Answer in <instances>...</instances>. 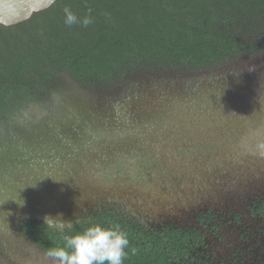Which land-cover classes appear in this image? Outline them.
<instances>
[{
    "label": "trees",
    "instance_id": "16d2710c",
    "mask_svg": "<svg viewBox=\"0 0 264 264\" xmlns=\"http://www.w3.org/2000/svg\"><path fill=\"white\" fill-rule=\"evenodd\" d=\"M65 8L77 23H65ZM257 69H264V0H38L18 17H0V126L41 101L43 84L52 80H71L107 100L131 85ZM249 195L245 211L263 224L264 192ZM200 213L199 225L185 228L146 227L111 210L73 226L119 224L130 241L123 264H264V251L217 258L213 244L224 241L231 217L235 227L242 219L233 210ZM22 228L45 253L61 243L42 221ZM247 232L238 234L240 245Z\"/></svg>",
    "mask_w": 264,
    "mask_h": 264
},
{
    "label": "water",
    "instance_id": "95a60500",
    "mask_svg": "<svg viewBox=\"0 0 264 264\" xmlns=\"http://www.w3.org/2000/svg\"><path fill=\"white\" fill-rule=\"evenodd\" d=\"M34 1L0 0V17H18ZM231 74L146 84L111 111L78 92L56 97L57 115L48 125L16 128L0 150V235L15 222H44L45 215L72 221L94 205L88 196L126 201L131 190L146 203L147 171L183 189L215 190L223 171L256 164L264 157V78Z\"/></svg>",
    "mask_w": 264,
    "mask_h": 264
},
{
    "label": "flooded vegetation",
    "instance_id": "af4514ba",
    "mask_svg": "<svg viewBox=\"0 0 264 264\" xmlns=\"http://www.w3.org/2000/svg\"><path fill=\"white\" fill-rule=\"evenodd\" d=\"M235 71L248 74L255 72L254 70ZM146 84L148 85L152 83L131 85L123 90L119 96L102 100L97 95H93L92 93L79 88L71 80L61 79L58 81H48L43 84L45 89L41 90L43 95L41 101L28 105L25 108H21L13 113L6 123L0 126V150L3 148L4 141H7L8 137L16 128L22 127L26 130V126L35 124L34 121L36 123L39 122L48 125L49 122L53 120V117L57 115L58 107L56 104V97L60 95L62 96L65 93H70L72 95L74 92H78L80 94L79 96H81L86 103L91 104V106H100L105 111H111L117 103L128 98L134 89L143 85L145 86ZM179 84L186 85V82L181 81ZM37 109L42 111V117L36 113ZM31 121L33 123H31ZM10 172V174L13 175L15 171L12 170ZM247 174H249V176ZM247 174L248 178L246 179L253 178L250 172ZM236 177L238 176L236 175ZM144 178L145 184L141 186V192L146 187L148 189L149 186L151 187L149 199L146 200V198L143 197L145 198L144 200L146 203H141V200L137 195L138 192L136 193V191L131 190H129L128 193L124 192L125 195H128L126 201L117 198L112 200H101L94 196H88L89 200L92 201L94 205L90 206L89 204H86L85 207L80 208L76 212L77 216L72 220L73 224L92 219L100 212L103 213L107 210H111L146 227L178 226L185 228L199 225L200 214H202L200 213L201 211L207 213L210 208L214 209L215 204L213 203H215L218 193H205L200 189L189 186L183 189L181 183L177 181L175 182L174 179L168 183L165 178H160L158 176L154 177L149 171L146 172ZM238 182L239 180L236 179V183ZM232 186L234 185H230L228 187L229 189L227 188L226 191L228 192ZM228 193H231L232 195L231 201L234 200L236 194L232 193V191ZM195 194L196 196H194ZM241 194L242 201L243 199H251L249 193L242 192ZM221 196L226 197L224 196V193H222ZM211 197L213 203L211 205H204L203 209H200V203L205 201L204 198L208 200ZM236 200L238 201V198ZM231 208L232 206L230 205V210L227 209L225 212L227 214L228 212L230 213V211L233 210V208ZM233 212L237 213L235 210H233ZM69 216L73 218L72 214ZM248 217L251 218L250 215H248ZM230 220L232 223H230L228 227L233 228L238 225L235 222L234 217H231ZM27 221L29 220L15 222L8 231L4 232L3 235H0V264H53L52 259L24 233L22 223Z\"/></svg>",
    "mask_w": 264,
    "mask_h": 264
},
{
    "label": "clouds",
    "instance_id": "9594fccd",
    "mask_svg": "<svg viewBox=\"0 0 264 264\" xmlns=\"http://www.w3.org/2000/svg\"><path fill=\"white\" fill-rule=\"evenodd\" d=\"M64 11L66 24L78 22L77 16L70 9L65 8ZM82 23L87 26L91 20L86 17ZM260 147L264 149V144ZM44 224L47 229L57 233L61 240V243L49 248L46 253L53 264H123L128 256V233L119 224L105 226L92 223L77 231L73 222L63 220L61 214L56 217L45 215ZM132 251L134 254L135 249Z\"/></svg>",
    "mask_w": 264,
    "mask_h": 264
},
{
    "label": "rangeland",
    "instance_id": "374dc122",
    "mask_svg": "<svg viewBox=\"0 0 264 264\" xmlns=\"http://www.w3.org/2000/svg\"><path fill=\"white\" fill-rule=\"evenodd\" d=\"M261 70V69H260ZM258 70H255V72ZM237 72V71H234ZM255 74H259L257 75V80L258 78H260V75L262 76V78H264V69L261 70L258 73ZM231 77H233V75L230 72ZM230 77V78H231ZM197 80H201V78L199 79H195L193 81H197ZM264 85V83H263ZM249 134V133H248ZM207 138V134H203L202 138ZM198 149H196L197 151ZM259 157V153L257 155ZM256 156L255 160H258V157ZM245 160H249L251 161V158H244ZM256 161H252V162H247L245 161L244 164H235L234 170L232 171L230 168V171H223L222 173L224 174L222 177V180H214L213 181V185H215V190H212L211 188H208L206 190H202L205 193L207 191H212L215 192L216 194L218 193L217 199L215 200V203H213V199L212 197L209 198L208 200L206 198H204L205 201H203V203H200V209H203L204 205L207 204H215L214 205V210L220 214H224V212L228 209L230 210V205L232 206L233 210H235L237 212V214L239 215V217L242 219V223L240 226L238 227H233V228H226L224 230V233L226 235V237L224 238L223 242L218 243H214L212 246V250L216 252L217 254V258L219 259H227V252L234 250V251H242V252H250L253 253L257 258L258 256L262 255V252L264 251V223L260 224L258 222H256L255 220L251 219L248 217V215L246 214V209L244 207V200L242 201V192L245 193H258V192H264V157L263 155L260 154V160L255 164ZM253 166L258 167V171H254L253 175H251L253 177L252 182L249 181L248 178L250 170H252L251 168ZM245 169V170H242ZM232 171V172H231ZM262 172L263 174L259 173ZM248 176H247V175ZM236 175L239 177V180L241 182L237 183L239 185V187H237L236 184V179L238 177H236ZM226 176V177H225ZM235 177V178H234ZM231 181V182H229ZM244 181V182H243ZM230 184L234 185L232 186V188H230V190L228 192H231L236 194V197H234V200L231 201V193H228L226 191V189L230 186ZM250 184V187H249ZM245 186H247V188L245 189ZM244 188V189H240V188ZM207 188V187H206ZM229 189V188H228ZM232 189V190H231ZM211 192V193H212ZM196 193V192H194ZM222 193H224L223 197L221 196ZM230 194V195H227ZM196 196V194L194 195ZM238 198V201L236 200ZM244 198V197H243ZM239 203V204H238ZM199 207V206H198ZM231 208V209H232ZM191 212V211H190ZM242 229H244V231H248L247 232V237L246 239L239 241L240 243H242V245H240L238 243V234H242L244 231H242ZM230 234V236H229ZM250 235V236H248ZM250 238V239H249ZM240 256V255H239ZM249 264V263H246Z\"/></svg>",
    "mask_w": 264,
    "mask_h": 264
}]
</instances>
